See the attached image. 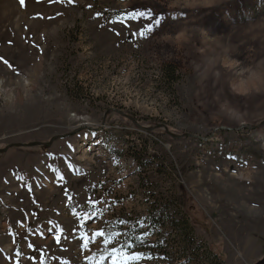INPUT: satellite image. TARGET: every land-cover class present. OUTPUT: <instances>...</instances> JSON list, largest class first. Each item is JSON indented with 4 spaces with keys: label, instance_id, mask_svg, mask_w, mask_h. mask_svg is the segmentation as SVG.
Segmentation results:
<instances>
[{
    "label": "rangeland",
    "instance_id": "obj_1",
    "mask_svg": "<svg viewBox=\"0 0 264 264\" xmlns=\"http://www.w3.org/2000/svg\"><path fill=\"white\" fill-rule=\"evenodd\" d=\"M10 144L0 264H111L129 222L148 233L133 264H261L264 0H0V149ZM166 201L188 214L190 251L180 230L149 228ZM101 229L119 235L85 246Z\"/></svg>",
    "mask_w": 264,
    "mask_h": 264
},
{
    "label": "trees",
    "instance_id": "obj_2",
    "mask_svg": "<svg viewBox=\"0 0 264 264\" xmlns=\"http://www.w3.org/2000/svg\"><path fill=\"white\" fill-rule=\"evenodd\" d=\"M161 74L166 84L172 86L175 82L178 81L180 74L175 65L172 63H165L161 69ZM145 158H150L151 155L147 152H144ZM132 160L135 165H142V158L137 156V153H134L132 156ZM146 171L151 169L149 164H146ZM175 207V208H174ZM174 211L175 217H170V212ZM148 223L149 228L156 227H167L168 225L172 230H180L179 236L182 237V243H175L178 249L181 248L183 252L190 251L192 244L189 239L192 236V230L190 225V220L186 211L182 208V206H178L176 203L174 206H170L168 201L160 205H153L148 210ZM178 216V217H177ZM169 223V224H167ZM127 233L123 234V238L120 239L122 244L132 243V245H136L139 242L135 241L137 237L136 232L133 230V224H126ZM122 229V228H121ZM121 231V230H120ZM186 239V240H185ZM152 251V252H151ZM154 250H150V253H154ZM155 260V259H154Z\"/></svg>",
    "mask_w": 264,
    "mask_h": 264
},
{
    "label": "snow or ice",
    "instance_id": "obj_3",
    "mask_svg": "<svg viewBox=\"0 0 264 264\" xmlns=\"http://www.w3.org/2000/svg\"><path fill=\"white\" fill-rule=\"evenodd\" d=\"M69 3H72L73 0H68ZM21 3H23V0H21ZM150 14V13H149ZM99 15V13H97ZM131 18L135 19L136 16H144V12H138L135 15L129 14ZM162 18L157 17L154 21V24L156 26L160 25ZM123 21L121 20V23ZM153 31V24H148L144 29H142L139 33L140 37H145L147 34L151 33ZM119 35V33H117ZM133 36H136V33H133ZM98 215L97 212L93 211L91 213L83 214L81 215V220H88L92 216ZM119 223L123 224L124 220H120ZM115 235H119L118 233L109 235L106 233L103 229L93 232L91 235L81 236V239L85 240V246H87L88 243H91L92 240H95L97 237H103L104 243L109 244L111 246V241L114 238ZM148 235L147 232H144L143 235H140L135 238L136 242H143L145 237ZM127 249V251H126ZM111 264H133V262L141 261L144 258V253L141 251H135L133 250L132 243L128 244H121L120 247H111V251L109 253Z\"/></svg>",
    "mask_w": 264,
    "mask_h": 264
},
{
    "label": "water",
    "instance_id": "obj_4",
    "mask_svg": "<svg viewBox=\"0 0 264 264\" xmlns=\"http://www.w3.org/2000/svg\"><path fill=\"white\" fill-rule=\"evenodd\" d=\"M117 111H118L120 114H122V115L128 117V115L125 114V113H123L122 111H120V110H117ZM154 127L156 128V127H158V125H155ZM174 137H176V136H174ZM15 145H18V144H10V145L6 146L4 149H0V152H5L8 148H10L11 146H15ZM21 145H25V144H21ZM260 263H261V264H264V260H262Z\"/></svg>",
    "mask_w": 264,
    "mask_h": 264
}]
</instances>
